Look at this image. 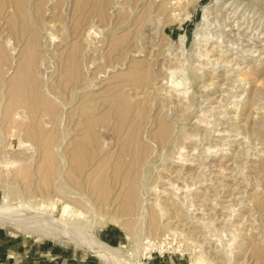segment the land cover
I'll list each match as a JSON object with an SVG mask.
<instances>
[{
    "label": "rangeland",
    "instance_id": "374dc122",
    "mask_svg": "<svg viewBox=\"0 0 264 264\" xmlns=\"http://www.w3.org/2000/svg\"><path fill=\"white\" fill-rule=\"evenodd\" d=\"M0 216V264H264V0H0Z\"/></svg>",
    "mask_w": 264,
    "mask_h": 264
},
{
    "label": "bare ground",
    "instance_id": "6f19581e",
    "mask_svg": "<svg viewBox=\"0 0 264 264\" xmlns=\"http://www.w3.org/2000/svg\"><path fill=\"white\" fill-rule=\"evenodd\" d=\"M169 1H171V0H169ZM185 74V73H184ZM174 78V77H173ZM180 81V80H179ZM181 86L182 85V83L181 82H179V83H177L174 87H177V86ZM182 87V86H181ZM178 89L179 88H177V90H176V92L178 91ZM183 89V88H182ZM175 95H181V94H178V93H175ZM178 98H179V96H178ZM164 130H165V128H164ZM11 133V132H10ZM17 133H19V132H17ZM15 135H17V134H15ZM1 217V219H0V221L1 222H3V223H5V222H12L11 220L9 221L8 219H6L5 217H3V216H0ZM174 219V218H173ZM179 224V223H178ZM185 228V227H184ZM52 235V234H51ZM201 263V262H200ZM199 263V264H200Z\"/></svg>",
    "mask_w": 264,
    "mask_h": 264
}]
</instances>
